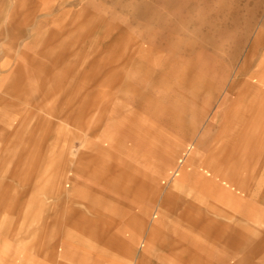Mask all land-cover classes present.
I'll use <instances>...</instances> for the list:
<instances>
[{"label":"rangeland","instance_id":"obj_1","mask_svg":"<svg viewBox=\"0 0 264 264\" xmlns=\"http://www.w3.org/2000/svg\"><path fill=\"white\" fill-rule=\"evenodd\" d=\"M58 41L2 103L67 128L0 125V264H264V0H0L3 75Z\"/></svg>","mask_w":264,"mask_h":264},{"label":"bare ground","instance_id":"obj_2","mask_svg":"<svg viewBox=\"0 0 264 264\" xmlns=\"http://www.w3.org/2000/svg\"><path fill=\"white\" fill-rule=\"evenodd\" d=\"M42 6V5H41ZM40 12L41 14H47V9L46 8H40ZM15 19H14V16L11 15L9 17V20H8V24L12 25L14 23ZM33 26V25H32ZM58 36V35H57ZM46 37V36H45ZM58 39V38H57ZM20 43V42H19ZM56 52L55 53H50V51H48V53H44L42 54V58H38L36 57L35 55H30L29 52H21V54L18 55V59H16V64L13 66L11 72H8V75L9 76H5L3 75V73L1 72V69L5 68V67H8L11 63L9 60H6L4 61L3 63L0 64V94H1V98L0 99V125H9L12 123V121L16 119V125H21V124H24V123H28V122H36L35 124L36 125H39V128H38V134L41 135V137L38 139L36 138H33V142L34 140H37L39 141V145L36 146H33L31 147V150L34 151L36 149H40L43 145L42 143V140L46 139V135L50 133V130L51 128H53V124L55 126L58 127V129L61 131V130H65L67 128V123L62 119L61 115H60V107H61V101H60V98H61V95H56L53 94V91L51 89V83H48L47 85L45 84L44 87L45 89H40L41 91V94L39 96H37V100L35 101V103H43L46 99L48 98H52V103L50 105H47V106H44L41 104L42 107H44L43 109H40L39 107L37 108V110H39L38 113H36L35 109L34 108L32 110V113H29V114H23L22 116L20 117H16L15 115V110L13 111V108H15L14 106L12 105H7V106H3L2 103H4L5 99L4 98H8L10 96V98H12L15 93L21 89H24L25 88V85L28 84V82H31L34 78L35 75H37V73L39 72V70L41 69H45L46 66L48 65H51L52 63H54L57 59V55H58V51H60L63 47V43H61L60 41L56 42ZM45 47V46H44ZM37 49V48H36ZM40 49V48H39ZM22 51V50H21ZM47 52V51H46ZM50 53V54H49ZM147 69H150L149 67H147ZM141 79L142 80H146L148 77H149V72L148 71H145L143 73H141ZM42 77V76H41ZM34 81V80H33ZM6 83H9L11 85L5 87L7 84ZM4 86V87H3ZM4 89H3V88ZM122 89V88H120ZM4 100V101H3ZM111 101V100H110ZM115 103V102H114ZM113 103V104H114ZM28 106L30 108H33L32 105L28 104ZM110 106V105H109ZM4 107V108H2ZM35 107V106H34ZM119 108V107H118ZM12 109V110H11ZM21 109V108H20ZM20 109H16V111L18 110V112L20 111ZM113 110V109H112ZM115 110V109H114ZM176 110V109H175ZM178 112V111H177ZM113 113V112H112ZM108 117V116H107ZM176 120V119H175ZM25 127V126H24ZM34 129V128H33ZM2 133V131H0V134ZM108 133V132H107ZM34 135V134H32ZM107 135V134H106ZM117 136V135H116ZM116 138V137H114ZM118 138V136H117ZM84 139H87V137H85ZM119 140V139H118ZM151 140V139H150ZM45 141V140H44ZM154 142V141H153ZM121 143V142H120ZM162 144V143H161ZM111 145V144H110ZM113 145V144H112ZM25 146L24 143L22 144V147ZM154 147V146H153ZM152 147V148H153ZM110 148V147H109ZM117 149V147H115ZM114 148V149H115ZM151 148V147H150ZM149 148V150H150ZM155 148V147H154ZM153 148V150H154ZM161 148V147H160ZM157 149V148H155ZM162 149V148H161ZM151 150V151H153ZM159 150V149H158ZM116 151V150H114ZM151 151H148V152H151ZM157 151V150H156ZM1 152V150H0ZM159 152V151H158ZM152 154V152H151ZM154 154V152H153ZM158 153L155 154V156L157 155ZM2 154L0 153V156ZM83 156V155H82ZM154 156V155H153ZM85 158V157H84ZM86 159V158H85ZM87 161V160H86ZM84 162V161H83ZM89 164V163H88ZM95 165V164H94ZM79 166V165H78ZM89 166V165H88ZM96 166V165H95ZM94 167V166H93ZM84 168V167H83ZM86 168H87V165H86ZM99 168V167H98ZM112 168V167H111ZM115 168V167H114ZM117 169V167H116ZM115 169V170H116ZM120 169V168H118ZM91 170V169H90ZM96 170V168H95ZM104 170V169H103ZM114 170V171H115ZM87 171V170H86ZM93 171V170H92ZM97 171H99L97 169ZM113 171V172H114ZM118 171V170H117ZM95 172V171H93ZM102 172V171H101ZM112 171H110L111 173ZM94 174V173H93ZM96 174H98L96 172ZM107 174V173H106ZM130 174V173H129ZM109 175V174H108ZM106 175V176H108ZM132 175V174H131ZM110 176V175H109ZM127 176H128V173H127ZM56 177V176H55ZM102 177V176H101ZM134 177V176H133ZM111 178H114V179H117V177H112ZM123 178V177H121ZM131 178V177H130ZM129 178V179H130ZM55 179V178H54ZM128 179V180H129ZM136 179V178H135ZM107 180V179H106ZM110 180V179H108ZM122 180V179H121ZM132 180V179H131ZM115 181V180H113ZM112 181V182H113ZM117 182V180H116ZM128 182V181H127ZM102 183V182H101ZM114 183V182H113ZM120 182L118 181L117 184H119ZM116 184V183H115ZM127 184H131V183H127ZM126 184V186L128 187V185ZM105 185V184H104ZM125 186V184H123ZM120 186V185H119ZM123 186V187H124ZM136 186H137V183H136ZM139 186V185H138ZM111 187V186H109ZM133 187V185H132ZM125 188V187H124ZM131 188V187H130ZM139 188V187H138ZM112 189V187H111ZM127 189V188H126ZM142 190V189H141ZM53 192V190H51ZM117 191V189H116ZM133 191V190H131ZM136 191V190H135ZM134 191V192H135ZM138 191V190H137ZM51 192V193H52ZM141 193V191H139ZM118 193V192H117ZM139 194V193H138ZM148 194V193H147ZM58 195V194H57ZM141 195V194H140ZM69 197V196H68ZM115 198V197H114ZM171 198V197H170ZM192 202V201H191ZM69 209V208H68ZM71 209V208H70ZM69 211V210H68ZM67 211V212H68ZM75 211V210H73ZM66 212V213H67ZM78 212V211H77ZM104 213V212H103ZM77 214V213H76ZM81 214V213H80ZM101 214V213H100ZM104 215V214H103ZM109 217V216H108ZM107 217V218H108ZM111 219V218H110ZM207 219V218H206ZM219 219V218H218ZM95 220V219H94ZM112 220V219H111ZM99 221V220H98ZM108 221V220H107ZM100 222V221H99ZM103 224V223H102ZM101 224V225H102ZM104 225V224H103ZM107 225V224H106ZM214 225H217V224H214ZM100 226V225H99ZM98 226V227H99ZM105 226V225H104ZM218 227V226H217ZM83 228V227H82ZM222 228V227H221ZM84 229V228H83ZM98 229V228H97ZM223 229V228H222ZM91 231V230H90ZM109 231V230H107ZM226 231V230H225ZM92 232V231H91ZM95 233V232H93ZM97 233V232H96ZM104 233V232H102ZM222 233L224 234V232L222 231ZM232 233V232H231ZM89 234V233H87ZM98 234V233H97ZM85 235V234H84ZM107 235V234H106ZM143 235V234H142ZM95 236V235H94ZM96 237V236H95ZM100 237V236H99ZM105 237V235H104ZM218 237V236H217ZM98 237H96L97 239ZM108 239H111V238H108ZM91 240V239H90ZM102 240V239H101ZM221 240V239H220ZM93 241V240H92ZM164 241V240H163ZM219 242V240H218ZM112 243V242H110ZM162 244V243H161ZM182 244V243H181ZM101 245V244H100ZM104 245V244H102ZM110 245V244H109ZM163 245V244H162ZM224 245V244H223ZM108 249V248H107ZM115 249V248H114ZM25 251V250H24ZM112 251V250H111ZM95 252V251H94ZM208 256V254L206 255ZM133 264H141L139 262H135Z\"/></svg>","mask_w":264,"mask_h":264}]
</instances>
